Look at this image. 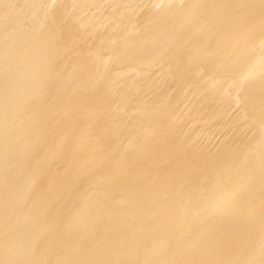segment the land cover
<instances>
[{"label": "bare ground", "instance_id": "bare-ground-1", "mask_svg": "<svg viewBox=\"0 0 264 264\" xmlns=\"http://www.w3.org/2000/svg\"><path fill=\"white\" fill-rule=\"evenodd\" d=\"M0 264H264V0H0Z\"/></svg>", "mask_w": 264, "mask_h": 264}]
</instances>
